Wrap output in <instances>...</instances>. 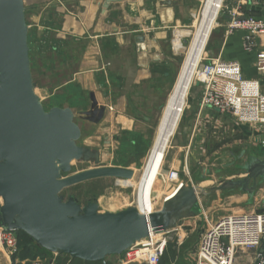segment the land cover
<instances>
[{"label": "water", "instance_id": "95a60500", "mask_svg": "<svg viewBox=\"0 0 264 264\" xmlns=\"http://www.w3.org/2000/svg\"><path fill=\"white\" fill-rule=\"evenodd\" d=\"M122 0H108V3ZM168 5L176 2L167 1ZM231 22L241 17L226 16ZM139 42H144L139 38ZM28 27L23 0H0V208L2 225L31 235L52 253L86 262L124 255L152 232L168 233L186 214H193L204 197L242 192L252 205L264 184V158L250 156L238 165L243 178L222 180L208 189L183 184L158 211L138 208L99 213L97 203L82 207L63 201L60 193L98 178L134 176L132 169L99 167L71 175L74 161L99 159L78 144L82 136L70 108L46 110L34 92ZM244 156V153L241 154Z\"/></svg>", "mask_w": 264, "mask_h": 264}, {"label": "rangeland", "instance_id": "374dc122", "mask_svg": "<svg viewBox=\"0 0 264 264\" xmlns=\"http://www.w3.org/2000/svg\"><path fill=\"white\" fill-rule=\"evenodd\" d=\"M24 2L27 9L25 11V20L27 21L29 43L31 44L32 50H34L39 46V43L42 45L47 44L39 42L42 40L40 38L42 36L37 32L38 28L36 29L35 27L34 17L37 12H39V8L37 10L29 9L36 5H33L31 0H24ZM204 4L205 0H196L192 2L191 5L188 6L187 17H185L187 20L182 19L181 21L180 19L174 28L168 27V29H162L158 33L155 31V33H157L155 35H157L158 38L162 37L161 42L156 44L157 61L158 63H164V71L167 72V75L163 74L161 76L157 73L158 82L154 84L155 86L153 89H148V95L145 97L143 95L141 97V103L148 101L149 107L147 108L148 111L146 114H133L131 112V110L135 108V104H130L131 94L128 93L130 90L129 85L132 83L130 80L122 86L120 91L112 90V80L110 81L109 78L111 63L107 64L106 70H104V73H108L107 76H103L104 80L102 84H98L97 87L96 93L99 96V102L107 108L104 119L99 123L87 121L82 114L84 111L91 110L90 90H76L75 88L74 90H70L69 88L67 91H64V89H61L55 93L57 97L52 100H43L42 98H46L45 92L41 91L42 88L40 87V85L43 84V79L38 74L39 59L38 57L35 58L37 62L34 63L33 70L37 86H34V92H36L40 102L46 110H49L52 107H60L62 104H64V106L69 105L68 107L65 106V108L73 109L75 113V122L80 126L82 131V136L79 139L78 144L83 148L90 150L92 157L95 153L99 154V159L97 161L92 158L74 161L71 175L99 167H121L116 165V159L117 156H119L118 153L121 146V143L117 139L118 137L120 141L121 139H134L139 146H141L142 137L145 140L149 138L152 144L148 150H145V147L142 148L147 155L144 154L145 156L141 159L140 166L131 164L127 168L132 169L135 173L130 180L113 177L98 178L79 183L75 186L64 189L60 193V198H62L63 201L74 200L82 207L97 203L100 214H114L131 208L137 209L138 185L141 177H143L144 171L146 172L148 158L154 144V139L157 135L158 127L160 126V119L164 111L162 106H165L169 95L174 90L181 74V69L188 56L187 51L194 38L193 33L196 29V23L200 17L199 14ZM228 9L230 8H228L224 2L219 12L216 25L213 27L209 38L205 40L201 49L203 55L199 64V70L194 80L191 78V88L186 97H184L185 107L178 123L179 125L177 129V125H175L173 131L174 135L170 138L168 147L163 154L164 163L162 168L158 164L162 161L161 158L160 162L158 161L157 163L158 166H156L157 164H154V166H156L155 170L152 165L150 168H147V171L150 172L145 173V177L147 178L146 187L149 189L150 185L153 186L155 184L156 175L160 172L159 175H157L158 181L152 192L154 211H158L162 208L164 199L175 191L177 187V181H173L171 177L168 176L170 172H174L177 175L176 177L179 178V183L196 187L200 186V188L208 189L219 185L222 180H226V178L223 179V177H227L226 175L231 171L224 168L235 165H231L232 159L229 157L228 152L234 150L237 155L242 151V148H238V144L236 146L234 143L235 139L232 134L226 135L223 138H217L215 136L210 137L209 135L203 134L201 136H196V134H199L198 123H196V114L198 110L194 108L191 98L192 94L196 95V93H199V105L202 108L203 105H201V103L205 91L204 86L209 77V73L211 72L210 67L212 65V60H214L212 57L214 55L216 42L218 41L219 36L222 37L219 24L223 20V14L229 12ZM49 27L48 24H45V36L52 35V31ZM178 42L182 43L180 49L176 48ZM78 50L83 52L82 48H79ZM116 83L117 85L121 84L117 81ZM125 91L128 93L127 95H124ZM64 93H66V98L62 97L65 95ZM143 98H145L146 101H144ZM68 101H70L69 104L66 103ZM187 127L191 128L189 131L188 142L185 147H180L179 140H181L183 131ZM130 132L141 133L143 136L140 138L136 134H131ZM126 134L128 137H126ZM240 139L243 140L241 142L243 148H251L249 144L250 140L248 138ZM220 145L221 149H218ZM204 170H208L209 172H204L205 174L203 173L207 177V182L199 184L191 183L190 180H192V173H202ZM217 171L222 172L215 175V172ZM225 172L228 173L225 174ZM235 174L239 175L240 173ZM258 189L256 191L254 205L249 208L244 205L245 202H247V195L240 191L228 192L225 196L220 194L209 199L204 197L195 212L193 214H186L185 217L180 220L176 228L171 231L165 248L166 255L164 254L165 256L162 257L163 259H161L160 262L163 264H194L197 257L196 255L198 254L197 246L199 239L204 234L208 224L222 216L239 214L264 215V211L262 208L260 209L261 205L259 204L264 197V185L259 190ZM1 202L3 203L2 200ZM29 236L32 237L31 235ZM32 239L37 245H39L33 237ZM256 256L257 250L240 248L236 255V264H255ZM123 257L124 255H122V257L119 256V261L117 260L118 257L115 259L109 258L108 260L110 261L107 262V264L110 262L111 264H121ZM26 261L30 264L35 262L28 259H26Z\"/></svg>", "mask_w": 264, "mask_h": 264}, {"label": "crops", "instance_id": "0c3cea01", "mask_svg": "<svg viewBox=\"0 0 264 264\" xmlns=\"http://www.w3.org/2000/svg\"><path fill=\"white\" fill-rule=\"evenodd\" d=\"M167 1L176 2V4L168 5ZM194 1L196 0H122L107 4L108 0H31L33 5L36 6L30 7L29 9L37 10L39 8V12H37L34 17V22L36 29L38 28L37 32L42 36L40 38L43 39L45 36V24H48L50 26L49 29L52 31V38H56L58 41V52H51L45 56L37 55L39 59L38 74L43 79L41 91H44L46 96V98L42 99L52 100L57 97L55 93L61 89H64V91H67L69 88L70 90H74V88L76 90H90L91 110L84 111L82 114L87 121L99 123L104 119L107 108L100 104V99L96 92L98 84H102L104 80L103 76H107L108 74L104 73L107 64L111 63L109 78L110 81L112 80V90L120 91L122 86L130 80V82H132L129 85L130 90L128 91V93L131 94L130 104H135V108L140 109L143 111V114H146L148 111L147 108L149 107L148 101L141 103V97L143 95L144 97L148 95V89H153L155 86L154 84L158 82L156 44L161 42L162 37L158 38L155 34L162 29H168V27L174 28L180 19L181 21L182 19L187 20L185 17H187L188 6ZM221 1L222 0H205L203 7H205L206 14L208 13L207 15H209L205 16L203 21L205 28L207 23H209V26L216 23V13L220 8ZM226 5L230 9L237 10L238 14L242 17L247 18L253 16L258 19H264V0H227ZM26 10L25 7V11ZM226 16H228V13L223 14V20L219 24L222 37L219 36L218 41L216 42L212 59L231 62L237 61L241 65V68H243L245 78H256L260 80L264 90V75L258 73L255 68L256 56L262 49H264V36H261L254 46L247 49L245 45L246 32L242 30H234V33L232 34L227 33L230 21L226 19ZM155 31H157V33H155ZM211 31L212 28L210 32ZM210 32L205 36V40L209 38L211 34ZM197 35V31H195L194 39H196ZM141 37L145 43L138 41ZM192 44L188 51L191 49ZM79 48H82L83 52L81 50L79 51ZM201 49L202 47L199 49L198 57L194 63L193 69L197 67L199 60L203 55ZM195 72L196 69L192 72L193 76ZM192 75L191 78L193 80ZM50 77L51 80H49ZM191 78L187 87H185L186 92L184 97H186L191 88ZM179 79L180 76L172 93L176 91V87L180 82ZM56 81H58L57 85L52 86V83ZM116 81L121 84L117 85ZM34 86H36L35 83ZM48 86H52V88H48ZM128 93L125 91L124 95H127ZM64 94L65 95L62 97L66 98V93ZM191 96L194 108L198 110V112L196 111V123H198L199 134H196V136H201L203 134L209 135L210 137L215 136L217 138H223L226 135L232 134L236 146L238 144V148H242V151L237 155L234 150L228 152L229 157L232 159L231 165H235L224 168L231 172H225V174L228 173V175H226L227 177H223V179L243 178L245 175L235 174L240 173L237 164L239 165L240 163L242 164L246 162L250 156L264 158V147L261 145L264 140V132L259 126H249L235 122L233 117L222 114L212 108H201L199 105L200 94L196 93V95L192 94ZM143 100L146 101L145 98H143ZM168 100L165 104L164 111L167 107ZM69 102L70 101L66 103L69 104ZM65 106L68 107L69 105ZM65 106L62 104L60 107L65 108ZM184 107L185 99L182 102V108L179 114L180 116H178L179 118L177 120L176 129L179 125L178 123ZM190 130L191 128L187 127L183 131L181 140H179L180 147L186 146ZM173 135L174 132H172L167 138L165 147H162L161 145L158 147L160 152L159 160L162 158V161H159L160 163H158L161 168L164 163L163 154ZM240 138H248L250 140L249 144L251 148H243V145H241L243 140ZM155 143L154 139V144ZM219 148L221 149V145L218 149ZM151 151H153V149ZM242 153H244V156L241 155ZM204 172H208V170H204L202 173H192V180H190L191 183L199 184L207 182V179L202 180L203 178H207L204 175ZM220 172L222 171L215 172V175ZM145 173L146 172L144 171V174ZM159 173L157 175H159ZM157 175L155 184L149 189L145 187L147 183H144L147 182V178L145 176L144 178L141 177L140 184H142L143 188L145 187L142 190L144 203H148L150 196L153 198L152 192L158 181ZM263 185L259 186V189ZM144 191L147 193H144ZM173 193L174 191L169 194L167 198H171ZM220 194L224 196L227 195V193L220 192L206 198L209 199ZM167 198L164 199L163 203ZM246 200L247 202H245L244 205L247 208L254 205V202L252 205L248 204V195ZM2 204L3 203L1 202L0 208ZM259 204L261 205L260 209L262 208L264 211V197ZM3 228L4 226L2 225V218L0 215V230ZM120 257H122V255ZM109 258H117L119 261V256L117 255ZM109 258L106 259V264L110 261L108 260ZM0 264H11V257L6 253L1 242ZM108 264H111V262Z\"/></svg>", "mask_w": 264, "mask_h": 264}, {"label": "built area", "instance_id": "2783aa9c", "mask_svg": "<svg viewBox=\"0 0 264 264\" xmlns=\"http://www.w3.org/2000/svg\"><path fill=\"white\" fill-rule=\"evenodd\" d=\"M228 15L241 18L235 9H228ZM245 18V17H244ZM234 30L246 32L247 49L254 46L264 36V19L247 17L241 22H231L228 34ZM255 68L264 75V49L256 56ZM209 77L205 82L202 107L212 108L234 118L235 122L259 126L264 132V90L260 80L247 79L243 68L235 61L212 60ZM264 147V140L261 143ZM179 183L174 172L168 174ZM176 190V189H175ZM168 233L150 236L134 245L124 254L121 264H159L166 252ZM0 242L11 257V264H30L18 257V236L16 231L3 228L0 230ZM195 264H236V255L240 248L255 249V264H264V215L239 214L225 215L210 222L200 238ZM49 264H55L56 257ZM33 264H43L41 260Z\"/></svg>", "mask_w": 264, "mask_h": 264}, {"label": "trees", "instance_id": "16d2710c", "mask_svg": "<svg viewBox=\"0 0 264 264\" xmlns=\"http://www.w3.org/2000/svg\"><path fill=\"white\" fill-rule=\"evenodd\" d=\"M39 42H44L47 45H42L39 43V46L37 48H35L34 50H32L31 44L29 43V48H30V54L29 55L31 56V72L33 74V81H34L35 85H36V82H35V77H34L33 66H34V63L37 62L35 60V58L38 57L37 55L45 56L46 54H50L51 52H58L57 51L58 41L55 38H52V36H45ZM164 69H165L164 63H157V70L160 71V72H158L159 75H161V76L163 74L167 75V72L164 71ZM49 80H51V77L49 78ZM57 83H58V81L52 83V86H56ZM52 86H48V88H52ZM40 87H42V85H40ZM164 107L165 106H162L163 109H164ZM131 112L133 114H136V113L143 114V111H141L138 108L132 109ZM130 133L136 134L140 138L143 136L141 133L140 134L134 133V132H130ZM126 137H128L127 134H126ZM117 139L121 143L120 144L121 146L119 148V153H118L119 156H117V159H116V165L121 166V167H125V168H128L131 164H136L137 166H140L141 165V159L145 155H147L145 153L144 149H142V148L145 147V150H148L150 148V146L152 145L149 138H147L145 140L142 137L141 146H139V144L134 139H129V140L121 139V141H120L119 137ZM143 144H145V145H143ZM206 179L207 178H203L202 180H206ZM223 193H228V192H223ZM16 235L18 236V247H19L18 257L21 260H24V261L26 259L32 260V261L41 260L42 262L44 261V264H49L55 258L54 253L49 252L44 247L42 248L39 245H37L34 242V240L32 239V237H30L26 233H24L22 231H16ZM55 264H102V262L101 261L86 262V261H83L81 259H79V260L78 259H72L70 255L61 253L60 255H58L56 257ZM160 264H163V263L160 262Z\"/></svg>", "mask_w": 264, "mask_h": 264}, {"label": "bare ground", "instance_id": "6f19581e", "mask_svg": "<svg viewBox=\"0 0 264 264\" xmlns=\"http://www.w3.org/2000/svg\"><path fill=\"white\" fill-rule=\"evenodd\" d=\"M224 2H225V4H227V0L221 1L220 8L218 9V11L216 13L217 19L219 17V12H220ZM207 14H206L205 7H203L201 10L200 19L196 23L195 31H197L198 35H197L196 39L193 38L194 39L193 44L191 46V49L188 51L189 53H188L187 59H186L184 65L181 69L182 71H181V75H180V79H179L180 82L178 83V85L176 87L177 88L176 91L174 93H172L171 96L169 97L168 103L166 105L167 107H166V109H165V111L161 117L160 127H158V134L156 135V138H155L156 143L153 145V147H152L153 151H151V154L148 158V165L146 167V172H150V171H147V168L148 167L150 168V166H152V165H153L154 170H155V167L157 166L156 164L158 163V161H160L159 160L160 152H159L158 147L160 145L162 147H165L167 138L170 136V134L173 132V130L175 128L176 121H177V118L180 114V111L182 108V102L184 100V95L186 92L185 87H187V84L191 78L192 72H193V70H195V69H193V67H194V63L198 57L199 49L201 47H203V45H204L205 36H207L209 34L211 28L213 29V27L216 25V23L213 25H210L211 26V28H210L209 23H207V26L205 28V25H203V21H204L205 16H209ZM217 19H216V22H217ZM186 35H187V33H186ZM181 47H182V43L178 42L176 45V48L180 49ZM201 59L202 58H200L199 63L196 67V72L193 76V80L198 73V70H199L198 68H199V64H200ZM154 164L156 166H154ZM148 175H149V173H148ZM144 176H145V174H143V178H144ZM144 183L146 184V182H144ZM139 185H140V187H139ZM139 185H138V194H137V196H138L137 208L141 213L149 215V213L154 211V200L151 196L150 197L148 196L149 197L148 203L147 202L144 203L143 196H142V190L146 186L143 188L142 184L139 183ZM150 187H151V185H150ZM144 193H147V192L144 191Z\"/></svg>", "mask_w": 264, "mask_h": 264}]
</instances>
